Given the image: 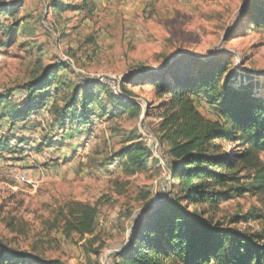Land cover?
Returning a JSON list of instances; mask_svg holds the SVG:
<instances>
[{
    "label": "rangeland",
    "instance_id": "374dc122",
    "mask_svg": "<svg viewBox=\"0 0 264 264\" xmlns=\"http://www.w3.org/2000/svg\"><path fill=\"white\" fill-rule=\"evenodd\" d=\"M251 1L0 0L14 12L0 18V94L19 103L24 97L19 87L57 62L68 66L57 75L61 82L82 86L99 77L115 83L142 69L156 71L182 55L201 60L229 55L233 70L250 72L262 83L264 28L248 31L238 22ZM54 4L62 8L55 10ZM129 90L156 105L150 87ZM256 94L264 99V86ZM62 97L55 96L24 123L0 120V139L8 141L0 151V238L12 248L64 264H113L111 256L126 245L139 213L161 197L169 178L153 170L127 177L114 161L140 120L100 114L94 107L91 124L62 127L55 123ZM197 108L216 119L205 103ZM154 114L145 120L150 134L157 123ZM146 139L155 155L157 142L152 135ZM71 202L96 206L92 235L80 239L63 232L61 213ZM248 214L261 217L233 226L264 232V193L224 202L213 218L227 225Z\"/></svg>",
    "mask_w": 264,
    "mask_h": 264
},
{
    "label": "trees",
    "instance_id": "16d2710c",
    "mask_svg": "<svg viewBox=\"0 0 264 264\" xmlns=\"http://www.w3.org/2000/svg\"><path fill=\"white\" fill-rule=\"evenodd\" d=\"M13 13L0 4V18ZM238 22L248 31L264 28V0H252ZM230 60L226 54L210 60L182 55L159 70L128 74L118 81L119 93L96 79L82 86L61 82L57 75L68 66L57 62L19 87L24 94L19 103L0 94V120L24 123L60 94L63 101L55 108V123L62 127L91 124L95 108L128 120H140L144 112L142 127L156 140L164 165L137 129L124 138L114 161L127 177L153 170L169 180L156 203L139 213L126 245L111 256L113 264H264V232L233 226L261 216H235L227 225L213 218L224 202L264 193V163L259 164L264 157V99L256 94L264 82L255 81L250 72L233 70ZM138 86L150 87L156 105L129 90ZM198 102L216 119L203 116ZM151 111L157 120L152 134L145 130ZM224 145L235 150L226 151ZM7 148L8 141L0 139V151ZM150 197L144 194L146 204ZM97 214L95 205L71 202L61 213L62 230L80 239L90 236ZM99 251L92 250L96 256ZM0 264L64 263L12 248L0 238Z\"/></svg>",
    "mask_w": 264,
    "mask_h": 264
},
{
    "label": "bare ground",
    "instance_id": "6f19581e",
    "mask_svg": "<svg viewBox=\"0 0 264 264\" xmlns=\"http://www.w3.org/2000/svg\"><path fill=\"white\" fill-rule=\"evenodd\" d=\"M98 82L102 83V84H106L108 85L109 87H111L114 91H118L119 92V82H115L114 84L110 85V82L109 80H107L106 78L104 77H99L96 79ZM155 145V144H154ZM155 150L156 149V146H155ZM157 154V153H156ZM156 154L154 155L156 157Z\"/></svg>",
    "mask_w": 264,
    "mask_h": 264
},
{
    "label": "water",
    "instance_id": "95a60500",
    "mask_svg": "<svg viewBox=\"0 0 264 264\" xmlns=\"http://www.w3.org/2000/svg\"><path fill=\"white\" fill-rule=\"evenodd\" d=\"M145 107H146V105H144V109H145ZM144 117H145V113L143 112V114H142V116H141V118H140V122H139L138 129H139V131L143 134L144 137H147V136L145 135V133L143 132V130H142V125H141L142 122H143ZM153 140L156 142L155 139H153ZM155 158H156L157 160H159V161L161 162V164H162V160H161V158H160L158 155H156ZM155 203H156V201H153V203L150 204V205L148 206V208L152 207ZM114 253H118V252H114Z\"/></svg>",
    "mask_w": 264,
    "mask_h": 264
},
{
    "label": "built area",
    "instance_id": "2783aa9c",
    "mask_svg": "<svg viewBox=\"0 0 264 264\" xmlns=\"http://www.w3.org/2000/svg\"><path fill=\"white\" fill-rule=\"evenodd\" d=\"M107 80H108V79H107ZM110 84H111V85L114 84V81L110 80Z\"/></svg>",
    "mask_w": 264,
    "mask_h": 264
}]
</instances>
